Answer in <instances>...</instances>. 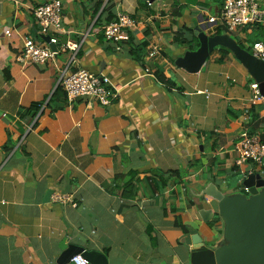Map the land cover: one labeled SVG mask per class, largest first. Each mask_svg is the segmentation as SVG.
I'll return each instance as SVG.
<instances>
[{"label":"crops","instance_id":"0c3cea01","mask_svg":"<svg viewBox=\"0 0 264 264\" xmlns=\"http://www.w3.org/2000/svg\"><path fill=\"white\" fill-rule=\"evenodd\" d=\"M48 1L0 0V264H57L62 245L107 264H191L193 242L222 239L221 220L207 229L217 207L204 190L247 194V174L264 178L233 152L245 135L264 141V101H251L247 69L224 47L196 72L182 61L199 48L196 29L216 36L201 22L223 0H113L137 23L126 43L103 37L101 0H59L60 41L79 49L56 63L106 75L119 89L107 107L67 103L50 64L18 62L26 43H46L32 9ZM185 30L192 46L174 43ZM222 35L251 53L264 26Z\"/></svg>","mask_w":264,"mask_h":264},{"label":"built area","instance_id":"2783aa9c","mask_svg":"<svg viewBox=\"0 0 264 264\" xmlns=\"http://www.w3.org/2000/svg\"><path fill=\"white\" fill-rule=\"evenodd\" d=\"M107 2L108 0H105L104 5ZM32 15L39 26L40 33L44 37H49V43H26L23 52L17 59L18 62L33 65L50 64L58 73V86L65 93L69 104L77 99H86L104 107L115 102L119 96V89L106 75L93 74L85 70L72 71L70 67L60 68L56 63L59 54L66 51L75 53L79 49V45L70 40L60 41V35L66 33L63 27L62 3L59 0L45 2L32 9ZM202 19L201 25L211 36L216 35L220 28L231 34L245 27L264 26V2L260 0H223V6L218 15L208 16L203 13ZM136 28L137 23L134 19L123 11L117 10L115 20L106 24L102 33L108 42L126 43L130 40V32ZM4 33L9 36L11 31L7 30ZM51 46H55L56 49L53 51ZM157 54V49L153 48L149 53V58H154ZM251 55L264 62V42L254 43ZM250 90L253 103L264 101L256 82L250 85ZM233 152L236 156L237 166L248 163L257 171L264 167V143L257 136L245 135L236 143ZM243 190L245 193L248 192L246 188ZM53 198L61 204L70 201L66 196L56 195ZM70 264H89V262L81 255H76L71 259Z\"/></svg>","mask_w":264,"mask_h":264},{"label":"water","instance_id":"95a60500","mask_svg":"<svg viewBox=\"0 0 264 264\" xmlns=\"http://www.w3.org/2000/svg\"><path fill=\"white\" fill-rule=\"evenodd\" d=\"M196 32L199 48L182 60L191 65L187 70L198 71L213 49L224 47L247 69L264 97V62L242 50L229 35L209 38L199 29ZM44 41L49 43V37ZM51 49L54 51L56 47L51 46ZM242 186L248 190L247 194L226 195L214 185L204 190V195L215 202L217 217L223 223L222 239L214 246L193 242L191 264H264V178L260 173L251 172L244 178ZM62 250L57 264H70L76 255H81L89 264L108 263L106 257L98 252L64 245Z\"/></svg>","mask_w":264,"mask_h":264},{"label":"trees","instance_id":"16d2710c","mask_svg":"<svg viewBox=\"0 0 264 264\" xmlns=\"http://www.w3.org/2000/svg\"><path fill=\"white\" fill-rule=\"evenodd\" d=\"M140 2L142 1V0H139ZM104 2H105V0H101L100 2H99V7H101L102 5H104ZM114 3H113V0H108V2L103 6V8H102V13L104 14V16H105V22H106V24H108V23H110V22H113L114 20H115V18H116V12L114 13ZM177 12H178V10H175L174 12H173V15H175V16H177L178 14H177ZM105 24V25H106ZM188 31H183V32H180V33H178V34H176V36H175V39H174V43H188L190 46H192V43H190V42H188L187 40H186V33H187ZM221 33H226L225 31H223V30H221V28H220V30L216 33V35H219V34H221ZM233 34H235V33H233ZM145 46V44H143L142 45V47L140 48V49H138L137 50V52H139L140 51V53H141V55H140V58L142 57V50H143V47ZM161 77V76H160ZM60 90H62L61 89V87H58ZM59 92V91H58ZM62 93H63V96H64V99H65V101L67 102V100H66V96H65V93L63 92V90H62ZM38 111H39V109H38V107H32L29 111H28V114L29 113H31V112H33V117L34 116H36V114L38 113ZM260 139V138H259ZM260 141L262 142V143H264V141L263 140H261L260 139ZM218 221H220V219L219 218H216V220L214 221V222H212V223H210V224H208L207 225V229L208 230H210V231H212V229L216 226V224H217V222Z\"/></svg>","mask_w":264,"mask_h":264},{"label":"rangeland","instance_id":"374dc122","mask_svg":"<svg viewBox=\"0 0 264 264\" xmlns=\"http://www.w3.org/2000/svg\"><path fill=\"white\" fill-rule=\"evenodd\" d=\"M236 31H237V30H236ZM236 31H235V32H236ZM235 32H234V33H235ZM217 218H218V217H217ZM220 223L223 224L222 221H220Z\"/></svg>","mask_w":264,"mask_h":264},{"label":"clouds","instance_id":"9594fccd","mask_svg":"<svg viewBox=\"0 0 264 264\" xmlns=\"http://www.w3.org/2000/svg\"><path fill=\"white\" fill-rule=\"evenodd\" d=\"M251 54V53H250Z\"/></svg>","mask_w":264,"mask_h":264}]
</instances>
